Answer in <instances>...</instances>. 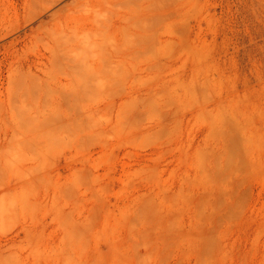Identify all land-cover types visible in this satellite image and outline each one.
Wrapping results in <instances>:
<instances>
[{
	"label": "rangeland",
	"instance_id": "1",
	"mask_svg": "<svg viewBox=\"0 0 264 264\" xmlns=\"http://www.w3.org/2000/svg\"><path fill=\"white\" fill-rule=\"evenodd\" d=\"M0 264H264V0H0Z\"/></svg>",
	"mask_w": 264,
	"mask_h": 264
}]
</instances>
